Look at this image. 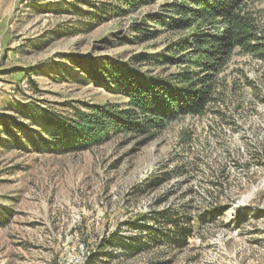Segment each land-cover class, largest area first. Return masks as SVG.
<instances>
[{
	"label": "rangeland",
	"instance_id": "rangeland-1",
	"mask_svg": "<svg viewBox=\"0 0 264 264\" xmlns=\"http://www.w3.org/2000/svg\"><path fill=\"white\" fill-rule=\"evenodd\" d=\"M170 2L130 12L120 0H0V119L49 140L24 105L66 118L85 105H123L81 63L106 57L161 73L156 57L173 36L146 41L142 22ZM255 8L264 24V2ZM225 76L232 87L223 118L220 105L170 124L148 143L114 136L62 154L30 144L0 149V204L11 212L0 227V264H264V63L238 56ZM149 178L159 186L133 193ZM213 208L219 217L198 220ZM162 209L193 219L184 249L151 246L128 258L99 248L116 233L137 235L124 223Z\"/></svg>",
	"mask_w": 264,
	"mask_h": 264
},
{
	"label": "trees",
	"instance_id": "trees-1",
	"mask_svg": "<svg viewBox=\"0 0 264 264\" xmlns=\"http://www.w3.org/2000/svg\"><path fill=\"white\" fill-rule=\"evenodd\" d=\"M120 2L134 12L153 0ZM262 2L264 0H172L159 5L153 14L143 17L142 26L148 24V29H142V37L153 41L164 34L173 36L163 53L156 57L161 73L155 75L106 57L84 58L82 67L96 80L95 84L112 90L123 105L110 102L100 106L85 105V110L74 109L68 118L39 105H24L21 110L50 132L49 140L41 130L1 118L0 149L25 148L30 144L38 153L62 154L100 145L114 136L141 138L142 143H148L170 124L186 117H203L212 109L215 112L214 108L220 105L221 113H215L223 118L222 107L227 106L228 91L232 87L225 73L232 60L247 56L264 63L263 15L255 8ZM12 72L26 71L15 69ZM236 72L242 74L240 70ZM159 184L149 178L133 188V193L140 194L146 188L154 190ZM10 214V210L0 204V227L7 224ZM220 215L221 209L213 208L202 212L198 220L207 223ZM186 216V213H173L169 209L140 214L124 223L137 235L125 237L116 233L99 248L111 247L128 258L142 254L151 246L184 249L194 232L193 219ZM94 255L97 258L98 255ZM95 259L90 258L88 262L93 263Z\"/></svg>",
	"mask_w": 264,
	"mask_h": 264
}]
</instances>
